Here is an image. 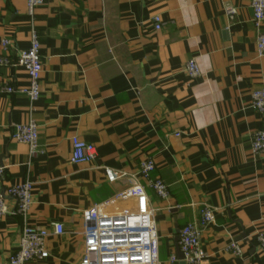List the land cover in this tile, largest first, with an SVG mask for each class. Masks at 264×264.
Returning <instances> with one entry per match:
<instances>
[{
	"label": "crops",
	"instance_id": "0c3cea01",
	"mask_svg": "<svg viewBox=\"0 0 264 264\" xmlns=\"http://www.w3.org/2000/svg\"><path fill=\"white\" fill-rule=\"evenodd\" d=\"M228 5L237 10L233 22ZM33 29L43 63L39 100L32 104L20 92L29 87L22 67H0V89L17 90L0 93V165L6 168L0 191L26 180L34 185L26 222L7 199L0 264L19 249L26 225L50 229L53 223L65 234L47 240L48 259L29 264H81L83 214L112 200L119 210L134 209V200L117 194L134 182L128 178L143 182L146 159L170 191L161 200L148 190L160 264L177 257L180 230L197 222L205 206L216 216L201 233L204 264H264L255 242L264 232V156L250 147L252 135L264 130V116L251 107L252 93L264 88V58L257 55L251 0H45L34 18L26 0H0V55L16 62ZM4 39L12 45L7 54ZM192 59L201 69L197 79L185 72ZM30 117L39 126L34 157L11 138L15 125ZM73 137L96 147L94 162H70ZM106 169L128 178L110 183ZM233 242L242 256L226 251Z\"/></svg>",
	"mask_w": 264,
	"mask_h": 264
},
{
	"label": "built area",
	"instance_id": "2783aa9c",
	"mask_svg": "<svg viewBox=\"0 0 264 264\" xmlns=\"http://www.w3.org/2000/svg\"><path fill=\"white\" fill-rule=\"evenodd\" d=\"M45 0H26L27 14L34 18L35 12L42 7ZM253 12V25L259 32L256 48L259 58H264V33L261 32L264 24V0H251ZM225 15L233 22L237 10L226 6ZM156 31L162 29V20L153 18ZM9 40H2L1 47L4 53L11 48ZM22 67L28 76L29 87L20 91L25 94L33 104L41 96V77L43 63L41 56V41L38 32L33 29L30 47L18 53L16 62L6 55H0V67ZM185 72L191 79L201 75V69L195 60H189ZM17 90L12 85H5L0 89L1 94H15ZM251 107L264 116V88L256 90L251 96ZM11 138L13 141L27 145L31 157L39 152V126L37 121L30 117L26 123L15 125ZM70 162L75 165L88 164L95 161L97 149L94 145L80 140L78 137L71 139ZM251 152L254 155L264 156V130L256 132L250 139ZM6 168L0 165V181L3 179ZM156 164L152 159L144 160L140 165L142 183L136 182L135 177L128 178L126 174L106 169L107 181L116 183L128 178L131 186L119 192L117 197L135 201L134 209H117L116 200L96 205L83 214L86 223L84 233V256L81 264H160L159 248L160 239L154 218V211L150 206L148 190L158 199L166 200L170 197L167 184L155 176ZM33 182H25L12 186L6 191H0V220L10 214L7 199L10 198L15 205V214L23 221H27L33 206ZM216 212L211 207L205 206L200 212L197 222L190 223L179 232V250L185 264H204L207 255L201 243V233L204 228L214 223ZM65 228L61 223L51 224L50 229L26 225L21 233L19 249L8 259V264H29L44 261L49 258L47 240L51 236L61 237ZM256 245L264 254V232L256 236ZM226 251L234 256H242L243 251L238 243H231ZM170 264L179 263L176 255H172Z\"/></svg>",
	"mask_w": 264,
	"mask_h": 264
},
{
	"label": "water",
	"instance_id": "95a60500",
	"mask_svg": "<svg viewBox=\"0 0 264 264\" xmlns=\"http://www.w3.org/2000/svg\"><path fill=\"white\" fill-rule=\"evenodd\" d=\"M243 236H244V235H243ZM178 240H179V237H178ZM177 258H178V260H179V264H185V263L183 262V256H182L180 250H178V252H177Z\"/></svg>",
	"mask_w": 264,
	"mask_h": 264
}]
</instances>
